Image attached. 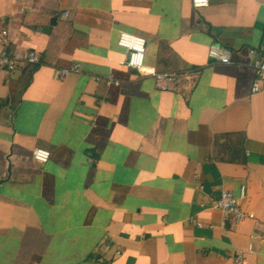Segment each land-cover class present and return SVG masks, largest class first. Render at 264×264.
Instances as JSON below:
<instances>
[{"label":"crops","instance_id":"crops-1","mask_svg":"<svg viewBox=\"0 0 264 264\" xmlns=\"http://www.w3.org/2000/svg\"><path fill=\"white\" fill-rule=\"evenodd\" d=\"M208 1L0 0L11 50L40 58L0 73V264H264V93L241 65L264 54V0ZM121 34L175 91L122 65ZM243 188L237 225L216 206Z\"/></svg>","mask_w":264,"mask_h":264},{"label":"built area","instance_id":"built-area-1","mask_svg":"<svg viewBox=\"0 0 264 264\" xmlns=\"http://www.w3.org/2000/svg\"><path fill=\"white\" fill-rule=\"evenodd\" d=\"M208 4V0H192L194 9L206 8ZM63 18L68 19V15L64 14ZM146 45V41L141 38L128 34H121L118 46L128 53L127 60L122 65L135 70L142 77L153 79L156 89L160 92L175 91L179 74H161L154 68L147 67L145 64ZM208 56L212 65L231 66L233 64L231 52L219 43H215L210 47ZM247 58V62L241 65L252 68L256 73L252 94H262L264 93V54L258 55L255 51L251 50L248 52ZM39 64L40 58L35 52H30L22 56L19 52H13L11 50L8 31L3 24H0V73L11 77L21 72L26 66L35 67L39 66ZM81 73V68L75 66L71 70L62 71L60 77L64 79L71 74L79 75ZM95 81L99 82L100 80L97 78ZM107 85L119 87L120 83L109 78L107 80ZM49 158L50 154L46 151L38 149L33 152V159L39 164H46ZM196 187L202 189L199 183ZM246 201L247 196L245 188L241 190L239 197H236L230 192H223L216 206V210L226 219L233 218L235 223L239 225L247 220L255 219L254 215L244 212L242 203ZM189 224L196 229H204L203 225L195 220H190ZM244 259L245 255L243 253H238L234 259V264H244Z\"/></svg>","mask_w":264,"mask_h":264}]
</instances>
